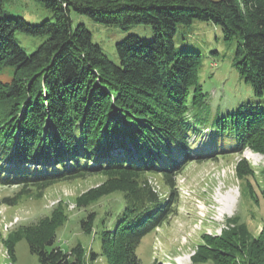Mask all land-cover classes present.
<instances>
[{"label":"trees","instance_id":"obj_1","mask_svg":"<svg viewBox=\"0 0 264 264\" xmlns=\"http://www.w3.org/2000/svg\"><path fill=\"white\" fill-rule=\"evenodd\" d=\"M37 1L53 21L33 25L3 18L0 0V75L13 69L10 82L0 78V186L20 187L5 201L14 204L33 190L41 195L59 182L105 175L99 188L77 200L87 207L118 192L124 201L115 227L101 233L99 253L81 243L67 252L55 246L57 230L68 220L62 206L22 233L42 264H93L101 256L107 264H139L143 238L178 214L177 177L190 161L246 148L264 154V0ZM71 10L107 26H151L154 39L130 35L117 43L115 64L84 24L74 27ZM194 20L212 22L226 41L237 43L234 65L253 89L251 99L215 118L214 141L201 148L225 141L230 150L208 157L195 149L210 128L199 118L208 96L199 78L203 57L177 52L174 43L177 26ZM17 32L47 38L29 55ZM117 148L124 156H113ZM237 174H251L247 161ZM156 175L167 189L164 196L150 183ZM95 219L89 214L82 220L84 232H93ZM227 223L220 236L203 235L192 262L264 264V226L253 237L240 214ZM6 243L13 264L14 240Z\"/></svg>","mask_w":264,"mask_h":264},{"label":"rangeland","instance_id":"obj_2","mask_svg":"<svg viewBox=\"0 0 264 264\" xmlns=\"http://www.w3.org/2000/svg\"><path fill=\"white\" fill-rule=\"evenodd\" d=\"M2 17H21L33 25L42 24L45 20L53 21L52 13L37 0H4ZM70 17L74 27L78 24L86 26L92 34L93 43L98 44L115 64L119 63L117 43L130 35H136L144 42L154 39V31L148 25H132L128 29L107 26L81 16L74 10H71ZM15 36L18 44L29 55L47 38L20 32ZM174 43L177 52L190 50L201 53L203 57L199 78L208 96L207 106L199 112V118L204 119L210 128L202 133V140H199L195 149L200 153L205 152L203 157L210 156L216 150H230L225 141L210 149L201 147L213 143L211 125L217 116L233 112L240 103L252 98V86L245 82L234 65L237 43L226 41L220 27L201 20L179 24ZM12 70L5 68L1 73L3 82L12 80ZM224 144L226 146L222 147ZM117 151L120 156H124L122 150L117 148L113 152L114 157ZM243 160L248 162L251 170V174L245 178L237 174L238 165ZM106 179L105 175L97 174L59 182L43 190L41 195L33 190L14 204L5 199L14 197L20 187L0 186V262H12L6 243L11 239L14 240L13 264H42L39 257L31 253L22 230L37 224L59 206L65 209L68 220L57 230L55 246L67 252L81 243L88 251L93 249L99 253L101 233L115 227L117 216L123 211L124 201L118 192L87 207L79 206L77 200L90 190L99 188ZM149 179L162 196L166 195L167 189L160 175L150 176ZM177 186L178 214L143 238L137 248L139 264H175L174 261H180L179 264H212L210 261L193 263L191 257L202 243L204 234L220 236L229 226L227 220L238 214L251 229L253 237L259 236L264 226V154L246 148L242 153L221 155L216 160H192L177 177ZM89 214L96 215L90 234L82 228V220ZM246 251L247 248L243 254ZM93 264H107V259L101 256Z\"/></svg>","mask_w":264,"mask_h":264}]
</instances>
